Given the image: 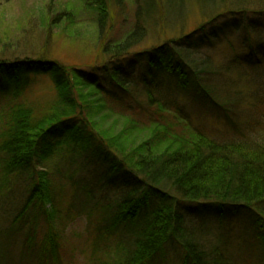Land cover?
Instances as JSON below:
<instances>
[{
  "label": "trees",
  "instance_id": "trees-1",
  "mask_svg": "<svg viewBox=\"0 0 264 264\" xmlns=\"http://www.w3.org/2000/svg\"><path fill=\"white\" fill-rule=\"evenodd\" d=\"M184 1L133 0V29L114 43L110 16L125 2L86 0L104 39V59L91 65L42 53L0 57V99H7L0 108V169L30 175L18 226L0 233L11 236L18 258L3 254L0 264H59L61 235L53 222L63 198L66 210L96 213L94 254L113 241V254L93 264H143L171 239L184 245L185 264H235L227 234L219 253L200 248L195 231L206 212L182 207L186 201L214 202L211 215L221 219L239 216L264 247V16L242 7L264 0H195L201 23L132 51L156 26L171 24L169 15L182 10L183 19ZM62 13L69 19L72 10L56 15ZM40 75L51 80L53 97L26 94ZM195 103L235 123V135L224 140L196 124ZM244 107L255 120L238 125ZM57 155L81 158L79 168L92 169L101 189L119 184V199L94 201V189L72 180L69 195H60L45 170ZM31 208L35 220L46 219L41 236Z\"/></svg>",
  "mask_w": 264,
  "mask_h": 264
},
{
  "label": "rangeland",
  "instance_id": "rangeland-1",
  "mask_svg": "<svg viewBox=\"0 0 264 264\" xmlns=\"http://www.w3.org/2000/svg\"><path fill=\"white\" fill-rule=\"evenodd\" d=\"M86 0H0V57L12 58L42 53L69 65H91L95 61L104 59L102 47L103 36H99L94 26V14L85 5ZM124 8L119 12L114 9L112 30L110 31L111 42H117L133 29L135 5L133 0H122ZM84 2V3H83ZM72 7V8H71ZM184 18L181 12L171 19L166 26H156L152 36L145 39L140 46L133 48L138 51L148 48L165 37H174L182 32L191 30L204 20L200 3L195 0H185L183 4ZM250 14L264 16V2H250L242 6ZM69 8L72 14L66 19V13L58 14L62 9ZM117 8V7H116ZM249 8V9H247ZM248 14V15H250ZM156 18V15H155ZM260 37L264 38V30ZM31 98L45 100L54 96L53 84L47 76H37L33 85L26 93ZM7 99H0V108L5 106ZM196 124H201L210 133L224 140L231 139L235 134L233 122L225 119L220 113L208 106L195 103L190 106ZM249 109H240L238 125L244 121L255 120V114L248 112ZM106 127V126H105ZM132 140V139H131ZM83 160L77 157L73 161H65L57 155L52 163L47 164L45 170L49 172L51 180L59 185L60 195L67 197L72 182L81 186H87L93 190L95 200L104 204L113 203L119 199L120 188L118 185L104 186L102 181L98 184V176L92 169L79 168ZM57 166H56V165ZM37 170L42 169L40 167ZM61 173H59V170ZM57 173V174H56ZM70 175V178L67 176ZM30 175L13 174L4 175L0 169V233H4L18 226V210L27 198V185ZM73 177V179H72ZM98 179V180H97ZM116 183V182H115ZM78 194V192H77ZM68 198H63L59 205V214L54 219V226L61 235V248L59 251V264H93L96 258L110 256L113 251V241L106 246H101L94 254L91 243L94 237L93 226L98 217L96 213L89 215L81 213L79 207L69 208ZM182 207H199L205 211L204 218L200 221V228L195 231V241L201 249H216L220 239L229 235L231 257L235 264H264V247L255 238L252 229L245 231L246 222L239 216L228 215L225 218L211 215L215 204L204 202H183ZM36 208L29 211V220H35ZM38 225V236L46 228V219L41 215L35 220ZM12 238L9 235H0V258L8 256L9 259L17 260L18 248H12ZM109 245L111 246L109 248ZM217 253L220 251L215 250ZM11 252V253H9ZM186 250L178 239H171L165 243L161 250L156 252L143 264H185ZM218 255H215L217 258ZM116 257V256H115ZM220 257V256H218Z\"/></svg>",
  "mask_w": 264,
  "mask_h": 264
}]
</instances>
